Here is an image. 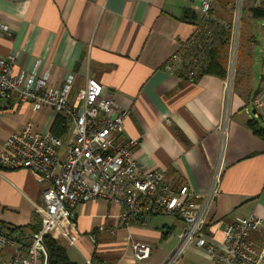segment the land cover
I'll return each instance as SVG.
<instances>
[{
  "label": "crops",
  "instance_id": "1",
  "mask_svg": "<svg viewBox=\"0 0 264 264\" xmlns=\"http://www.w3.org/2000/svg\"><path fill=\"white\" fill-rule=\"evenodd\" d=\"M203 1L0 0V23L8 29L0 32V57L16 56V73L41 77L49 72L55 87L75 75L70 104L86 87L87 78L99 82L116 109L129 113L118 140H138L136 162L145 170L162 172L171 185L189 184L204 196L218 177L219 193L202 235L222 251L221 231L226 224L252 214L264 218V142L249 129L250 118L243 111L263 90L264 75L255 86L254 47L260 44L255 32L243 39L242 48L246 44L252 48L245 63V49L238 55L231 92L226 79L204 75L192 83L171 66V59L197 32ZM222 4L215 0L211 15L226 27L230 15L223 9L229 5ZM253 7L264 8V0H253ZM250 9L245 11L249 27L256 31L260 25L262 33L263 69L264 19L253 18ZM58 116L49 108L36 111L32 104L15 99L1 102L0 148L10 134L29 124L41 133H61L56 127ZM65 119L59 137L67 147L73 143L74 131ZM45 190L29 170L0 169V230L14 241L3 254L5 260L27 247L40 229L36 208L43 206ZM122 212L121 205L112 202H85L74 209L75 246L55 240L73 264H163L179 247L185 230L180 219L141 216L126 227ZM253 238L260 242L261 235ZM133 241L151 247L148 260L134 258ZM180 264L214 261L204 250L191 247Z\"/></svg>",
  "mask_w": 264,
  "mask_h": 264
},
{
  "label": "built area",
  "instance_id": "2",
  "mask_svg": "<svg viewBox=\"0 0 264 264\" xmlns=\"http://www.w3.org/2000/svg\"><path fill=\"white\" fill-rule=\"evenodd\" d=\"M214 1H203L197 32L170 62L192 83L203 75L224 27L211 15ZM234 29L236 26L230 28L231 62L236 58ZM7 31L0 23V32ZM16 61V56L0 57V103L15 99L32 104L36 111L49 108L72 122L74 139L72 145L66 147L63 138L52 132L41 133L29 124L10 134L0 148V169L29 170L46 186L43 206L36 208L41 227L23 252L16 250L5 260L3 254L13 247L14 241L0 230V264H49L45 237L64 239L75 246L74 209L94 200L121 205V220L126 227H131L141 216L164 215L180 219L185 230L180 235L179 247L163 264H180L191 247L204 250L214 264H264V218L260 215L236 218L226 224L221 231L222 251L203 237L210 206L219 193L218 177L204 196L189 184L171 185L162 172L145 170L136 162L134 152L138 140H118L129 113L116 109L103 85L87 78L86 87L70 104L75 75H71L62 87H55L49 72L41 77L25 71L16 73ZM228 71L226 89L231 92L234 78ZM243 111L250 121L264 126V88ZM254 235H261L260 242L253 238ZM90 238L95 241L94 236ZM131 249L140 262L148 260L152 253L148 244L139 241H133ZM87 264L92 262L87 261Z\"/></svg>",
  "mask_w": 264,
  "mask_h": 264
},
{
  "label": "trees",
  "instance_id": "3",
  "mask_svg": "<svg viewBox=\"0 0 264 264\" xmlns=\"http://www.w3.org/2000/svg\"><path fill=\"white\" fill-rule=\"evenodd\" d=\"M220 1L224 2L225 0ZM250 12L252 13L253 18L264 19V8L253 7L250 9ZM221 29L222 30L220 33L219 44L210 53L207 68L203 72L202 76L212 75L220 79H226L227 77V53L230 47L231 33L230 28L226 29V27H223ZM65 124L66 119L62 116H58L56 127H60V131L62 132H56L57 136H62V133L65 131ZM247 126L257 138L261 139L264 142V126L260 125L256 121H249L247 123ZM44 244L49 256V264H73L67 256L65 247H63L58 241L50 236H46L44 239Z\"/></svg>",
  "mask_w": 264,
  "mask_h": 264
},
{
  "label": "rangeland",
  "instance_id": "4",
  "mask_svg": "<svg viewBox=\"0 0 264 264\" xmlns=\"http://www.w3.org/2000/svg\"><path fill=\"white\" fill-rule=\"evenodd\" d=\"M225 2V3H224ZM223 4L229 5L226 7V9H223L226 14L230 15L228 19L225 21L227 23H224L226 27L234 28L236 26V58L232 59V62L230 61V49H228L227 53V69H229L228 73H232L231 75L234 78V82L237 80L238 75V55L243 51L244 56V63L246 61V55L247 52L250 50L249 48H252V46H247V44L242 48V45L244 43V40L249 38V35H252L253 32L256 34V38L259 39L260 44L255 46V59L253 63V76H254V84L255 86L259 85L260 83V76L261 74L264 75V68L262 69V56L260 53L261 47H262V33L260 32V25H256V31L253 30V26L249 27V15L247 12L250 9V7H253V0H225ZM248 3H251L248 5ZM222 4V5H223ZM240 12V15H239ZM244 39V40H243ZM247 49V50H246ZM230 62V65L228 63ZM227 78V77H226Z\"/></svg>",
  "mask_w": 264,
  "mask_h": 264
}]
</instances>
